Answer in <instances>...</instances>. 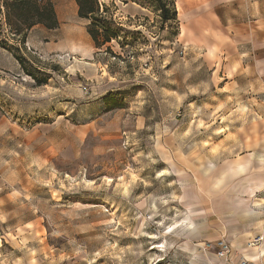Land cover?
Segmentation results:
<instances>
[{
	"label": "rangeland",
	"instance_id": "obj_1",
	"mask_svg": "<svg viewBox=\"0 0 264 264\" xmlns=\"http://www.w3.org/2000/svg\"><path fill=\"white\" fill-rule=\"evenodd\" d=\"M125 1L99 0L101 48L41 52L0 3V264H218L215 241L248 257L255 234L264 251V0H175L163 29Z\"/></svg>",
	"mask_w": 264,
	"mask_h": 264
},
{
	"label": "trees",
	"instance_id": "obj_2",
	"mask_svg": "<svg viewBox=\"0 0 264 264\" xmlns=\"http://www.w3.org/2000/svg\"><path fill=\"white\" fill-rule=\"evenodd\" d=\"M129 1L136 2L141 6L149 5L154 7L155 10L159 12L160 29H163L167 22H176L177 10L175 7V0ZM0 3L4 8V16L9 25V13L12 12L16 15L19 23L15 27V35L19 36V40L22 44L25 42L26 32L32 25L42 23L48 28L57 26L56 14L50 1H47L43 6H39L34 0H1ZM76 3L78 6L77 14L80 18L87 21L86 29L94 42V46L96 48H101L103 45L110 42L114 37V33L107 25L108 21L103 14L106 12V9L102 7L99 0H76ZM2 46L8 47L6 44ZM17 48L18 47H15L13 48L14 51L12 50L14 52V57L20 63L22 69L25 70L24 57L18 55L19 50ZM108 49L109 47L106 46L105 50L108 51Z\"/></svg>",
	"mask_w": 264,
	"mask_h": 264
},
{
	"label": "crops",
	"instance_id": "obj_3",
	"mask_svg": "<svg viewBox=\"0 0 264 264\" xmlns=\"http://www.w3.org/2000/svg\"><path fill=\"white\" fill-rule=\"evenodd\" d=\"M48 1H50L54 7L56 19L58 22L57 26L54 28H48L42 23H36L32 25L28 29L25 35L24 44L28 48L32 47L35 50L39 49L38 51L41 52L40 48H42L44 43L52 42L56 44L57 43L62 44L66 39L67 40L69 39L73 44L79 43L83 39L86 43H88L89 45H93V47L96 48L94 46V42L92 38L87 32L86 25L85 27H83L81 24L80 19L82 18H80L77 14L78 6L76 0H48ZM238 30L240 32L241 31L245 32V29L242 26H240ZM262 31L264 32V29L256 25L255 27H252L250 29L249 37H251L253 44L252 49L250 51V55L252 54V59H253L252 64L255 67L254 72L259 71L264 74V56H261L262 53H263L262 55H264V49L257 48L264 46V43L262 45L261 42L258 40V38H260ZM238 51L236 53L239 54V56H242V53ZM257 55H260L259 57L263 59H257ZM263 189H264V178L255 180L253 187L250 188V192L251 193L255 191L259 192L262 191ZM232 246L236 248V245L232 244ZM250 249H252L253 252V254L251 253L250 256H248L250 259L257 256V253L259 254L264 252L261 251L262 250L261 246ZM241 253H242L241 251L236 249L235 259H237ZM218 264H222V263L220 262Z\"/></svg>",
	"mask_w": 264,
	"mask_h": 264
},
{
	"label": "built area",
	"instance_id": "obj_4",
	"mask_svg": "<svg viewBox=\"0 0 264 264\" xmlns=\"http://www.w3.org/2000/svg\"><path fill=\"white\" fill-rule=\"evenodd\" d=\"M262 235L257 234L253 236L246 244L248 248L258 247L262 242ZM212 247L215 249V256L217 261L222 264H258L256 260L249 259V257L245 256L243 253L235 259L236 249L232 246V244L220 238L212 244Z\"/></svg>",
	"mask_w": 264,
	"mask_h": 264
},
{
	"label": "bare ground",
	"instance_id": "obj_5",
	"mask_svg": "<svg viewBox=\"0 0 264 264\" xmlns=\"http://www.w3.org/2000/svg\"><path fill=\"white\" fill-rule=\"evenodd\" d=\"M191 224H192V222H191ZM261 251H263V249L261 250ZM258 252V251H257ZM264 254V252H262V253H259L257 256L258 257H260V255H263ZM250 259V258H249ZM256 261L258 260V259H255Z\"/></svg>",
	"mask_w": 264,
	"mask_h": 264
}]
</instances>
